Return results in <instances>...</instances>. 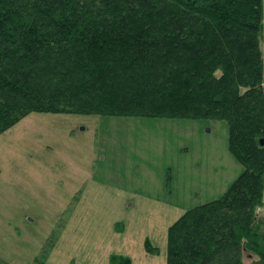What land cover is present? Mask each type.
I'll return each mask as SVG.
<instances>
[{"label": "trees", "instance_id": "16d2710c", "mask_svg": "<svg viewBox=\"0 0 264 264\" xmlns=\"http://www.w3.org/2000/svg\"><path fill=\"white\" fill-rule=\"evenodd\" d=\"M262 19V0H0V133L30 112L221 120L242 170L168 226L165 264H264Z\"/></svg>", "mask_w": 264, "mask_h": 264}, {"label": "rangeland", "instance_id": "374dc122", "mask_svg": "<svg viewBox=\"0 0 264 264\" xmlns=\"http://www.w3.org/2000/svg\"><path fill=\"white\" fill-rule=\"evenodd\" d=\"M241 170L221 120L30 112L0 133V264H165L168 226Z\"/></svg>", "mask_w": 264, "mask_h": 264}, {"label": "water", "instance_id": "95a60500", "mask_svg": "<svg viewBox=\"0 0 264 264\" xmlns=\"http://www.w3.org/2000/svg\"><path fill=\"white\" fill-rule=\"evenodd\" d=\"M259 143H260V145H262V140L261 139L259 140Z\"/></svg>", "mask_w": 264, "mask_h": 264}]
</instances>
